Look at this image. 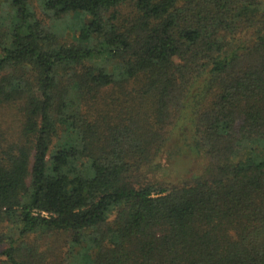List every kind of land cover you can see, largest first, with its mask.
<instances>
[{
    "label": "trees",
    "instance_id": "1",
    "mask_svg": "<svg viewBox=\"0 0 264 264\" xmlns=\"http://www.w3.org/2000/svg\"><path fill=\"white\" fill-rule=\"evenodd\" d=\"M0 264H264V0H0Z\"/></svg>",
    "mask_w": 264,
    "mask_h": 264
},
{
    "label": "rangeland",
    "instance_id": "2",
    "mask_svg": "<svg viewBox=\"0 0 264 264\" xmlns=\"http://www.w3.org/2000/svg\"><path fill=\"white\" fill-rule=\"evenodd\" d=\"M192 137L191 113L186 111L177 127L173 130L170 140L156 157L159 162L158 175L162 179L177 181L186 175L196 174L203 163V157L194 154L185 156V144Z\"/></svg>",
    "mask_w": 264,
    "mask_h": 264
}]
</instances>
